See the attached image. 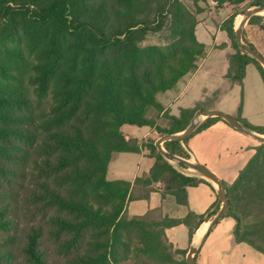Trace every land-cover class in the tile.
I'll use <instances>...</instances> for the list:
<instances>
[{"label": "trees", "instance_id": "trees-1", "mask_svg": "<svg viewBox=\"0 0 264 264\" xmlns=\"http://www.w3.org/2000/svg\"><path fill=\"white\" fill-rule=\"evenodd\" d=\"M194 1L195 12L186 9L182 0H0V77H13L12 82L0 78V182L7 175V163L19 153L17 140L34 137L30 124L45 129L43 143L53 155L42 164L50 180L32 194L35 212L46 228L32 224L13 234L14 220L7 217L6 207L0 208V230L7 232L0 237V264H56L45 239L53 240L57 253L70 264H188L186 257H175L188 249L174 248L164 229L185 224L191 239L196 226L213 217L219 205L207 216L190 210L184 217L164 216L157 222L128 217L125 207L132 183L110 180L107 172L114 152L148 148L154 164L135 183L161 181L162 195L173 194L178 203L188 205L187 187L209 182L176 168L158 150L156 140L141 144L122 131L125 123L154 126L155 120L147 116L153 107L170 121L165 128L157 126L160 133L180 132L200 108L183 107L179 115H172L157 99L159 92L172 89L194 72L206 53L196 27L204 11L199 5L205 7L209 0ZM213 1L218 6H236L246 0ZM236 15L230 14L222 25L236 48L229 56L226 76L242 84L246 66L253 62L264 80L263 65L242 53L237 44ZM256 18L261 16L253 15L249 23ZM164 30L165 44L143 43L150 34ZM27 81L49 96L40 104L38 122L20 112L28 100L17 85ZM237 118L264 133V126ZM218 119L226 121L208 117L194 133ZM190 136L166 140L164 148L189 159ZM226 185L230 207L224 216L235 220V240L264 254V245L250 236L256 232L242 224L251 207L258 206L264 213V142L258 143L236 179Z\"/></svg>", "mask_w": 264, "mask_h": 264}, {"label": "rangeland", "instance_id": "rangeland-1", "mask_svg": "<svg viewBox=\"0 0 264 264\" xmlns=\"http://www.w3.org/2000/svg\"><path fill=\"white\" fill-rule=\"evenodd\" d=\"M212 0H209V2ZM264 3V0H261ZM184 7L189 11H196V3L194 0H182ZM207 3L203 8V13L198 15L199 21L205 22L197 27L198 38L206 44V53L199 61L201 66L198 72L192 77L190 84L186 87L183 95L178 102L172 106L173 113H178L179 105L192 106L197 101L201 100L202 107L205 109H219L228 114L236 116L238 114V106L243 100L245 106L242 113L243 118L250 123H259L264 125V81L255 63L251 62L246 67V74L243 83L233 82L226 76L229 70V56L236 51L233 45L232 38L222 29L226 18L234 12H237L234 21V28L239 24L243 18L242 12L250 7H253L260 0H246L239 5H231L229 3L223 6H218L216 2ZM210 11L212 13H210ZM240 14L242 16H240ZM261 18H256L253 22L246 23L243 29L244 41L248 44H252L263 56H264V12L257 14ZM221 28V29H218ZM218 29V30H217ZM167 31H161L158 33L150 34L146 40V43H160L165 44L167 42ZM191 74L184 76L175 87L167 91L159 92L157 99L159 101H165L166 98H171L176 93L178 86H183L184 82L188 80ZM2 80L12 82L13 77L10 75L5 76ZM22 94L27 98L28 103L24 105L20 112L27 116H32L39 121V113L41 112L40 104L44 105L48 99V95H45L42 91L36 88L31 82H25L24 84L17 85ZM45 96H44V95ZM147 116L155 120V129L157 126L165 128L169 126L170 121L168 117L158 114V111L153 107H150L147 111ZM202 118L205 119L203 116ZM253 123V124H254ZM37 126V125H36ZM31 130L35 133L31 141H18L20 145L18 155L7 163L8 171L5 178L0 182V208L6 207L7 217L14 220L11 227L13 234H20L22 231L28 229L32 224H42L44 229L46 225L43 222L42 217L35 212L36 202L33 201V195L36 194L43 181L50 180V177L44 173L43 162L45 158L52 157L51 153L47 152L45 144L46 131L45 129L35 128L30 124ZM148 129L147 126H137L134 124L125 123L122 126V130L126 133H134L138 136ZM159 130L156 132L155 137L148 136L143 140H138L139 143H149L151 140H156L161 136ZM260 142V141H259ZM164 146V145H163ZM148 152L149 149L145 148ZM128 152H114L112 160L110 162V174L109 178L113 179L117 174V168L124 161V166L127 170L130 167L135 166V159L133 156L128 155ZM130 156V157H129ZM190 159V158H189ZM176 165V161H171ZM143 167V165H142ZM181 169H188V167L182 166ZM188 172V171H185ZM138 192H132L131 198L135 197ZM127 203V202H126ZM219 208L221 203L218 204ZM125 214L131 217V211L129 210ZM137 215V214H136ZM147 222L161 221L163 217H159L158 214H149L143 216ZM210 217L207 223H210ZM264 218V213L260 211V207H251L247 214L243 215L242 224L243 228L256 232L251 234V238L257 244L264 245V237H260V220ZM16 220V221H15ZM180 230L178 239L180 243L187 241V231L185 227ZM204 229V228H203ZM7 234L0 230V237ZM23 235V234H22ZM44 243L48 246L51 260L56 264H70V260L67 257H63L58 254L53 240L45 239ZM187 254V253H186ZM185 255L177 254L176 258L181 259L186 257ZM128 262H132L131 260Z\"/></svg>", "mask_w": 264, "mask_h": 264}, {"label": "crops", "instance_id": "crops-1", "mask_svg": "<svg viewBox=\"0 0 264 264\" xmlns=\"http://www.w3.org/2000/svg\"><path fill=\"white\" fill-rule=\"evenodd\" d=\"M212 2L215 1L212 0L209 3ZM210 13L212 12L210 11ZM201 23L202 25L205 24V22L203 23L200 21L197 27ZM200 66L201 62L199 61L197 69L194 72L188 73L191 74V76L184 82L183 86H178L176 93L173 94L171 98H166L165 101H159L163 104L165 110H168L170 114L179 115L180 109L183 107L191 108L199 105V109H204L201 105L202 101L199 100L192 106L179 105L178 113H173L172 111L173 104L179 101L186 87L190 84L192 77L198 72ZM241 102L242 110L240 112L239 106ZM241 102L238 106V114L235 117L240 116L243 118L242 113L244 112L245 106L243 105V100H241ZM254 125L260 124L256 122ZM145 126H147L148 129L142 134V136L122 131L127 138L134 137L138 140H143L148 136L155 137L157 132L155 126ZM257 133L264 135V133ZM258 143L259 140L257 138L239 131L224 120L218 119L209 127L190 136L186 143V147L191 156L189 160L205 164L220 179L230 184L236 179L240 170L254 154L255 147ZM120 152H128L127 154L130 156L135 155L133 156L135 159V166L130 167V169L127 170L123 161L117 168V174L115 177L110 179L109 172L111 159L108 165L107 178L110 180H128L132 183V192H138L135 197H132L126 203L125 211L127 213L130 210L132 214L130 216L158 214L159 217L169 216L172 218H181L184 217L190 210L198 214L204 213L205 216H207V214L219 204L216 184L206 178L205 179L209 182L202 181L197 185L187 187L188 205L178 203L173 194L162 195L161 190L164 187V183L161 181L146 184L142 180L135 183V180L138 177L148 174L154 164V158L148 154L146 149H142L138 152ZM206 224L207 220H203L198 226H196L191 239L189 237V229L185 224L169 226L166 227L164 231L168 241L173 244L174 248L189 249L192 243L200 241L208 227L206 226L205 229ZM182 227H185L187 231V241L185 243H180L178 239V234L180 230L183 229ZM234 227L235 220L232 217H222L208 233L196 253L197 262L199 264H264V254L262 252L246 242H237L235 240Z\"/></svg>", "mask_w": 264, "mask_h": 264}, {"label": "water", "instance_id": "water-1", "mask_svg": "<svg viewBox=\"0 0 264 264\" xmlns=\"http://www.w3.org/2000/svg\"><path fill=\"white\" fill-rule=\"evenodd\" d=\"M262 12H264V3L254 5L253 7H250L247 10L243 11L242 12L243 18L239 22V24L236 26L235 34H236V41H237V44L241 52L254 57L264 67V56L255 47L251 46L250 44L246 43L243 40V29L246 23L249 21V19L253 15L261 14ZM203 116L205 117V119L211 116H219L225 119L231 126L238 129L239 131L257 138L260 142H264V135L259 134L256 131L250 129L237 117L231 114H228L219 109H210V110L197 109L190 123L186 126L184 130L180 132H176V133H164L156 139L155 145L158 148V150L169 161H176L177 163L175 166L180 171H182L185 174L201 176L217 184L216 187H217L218 202L221 203V206L218 209L217 213L210 220V223L205 233L201 237L200 241L192 243L190 245L187 251V254H186V260L188 264H199L194 256L198 252L199 248L201 247L208 233L218 223V221L222 217H224V215L228 212L229 207H230V199L228 197L226 183L222 179H220L208 166H206L205 164L201 162L191 161L189 159H185L179 155H176V154H173L167 151L163 146V142L166 140L183 141L186 137L193 134L197 130V128L200 126V124L205 120L204 118H202ZM181 163L186 165L188 169H192V170L181 169L182 167ZM185 171H188V172H185Z\"/></svg>", "mask_w": 264, "mask_h": 264}, {"label": "bare ground", "instance_id": "bare-ground-1", "mask_svg": "<svg viewBox=\"0 0 264 264\" xmlns=\"http://www.w3.org/2000/svg\"><path fill=\"white\" fill-rule=\"evenodd\" d=\"M240 16H242L241 14H240ZM216 184V183H215ZM217 185V184H216ZM209 224H207V226H208ZM205 229H206V227H205ZM205 233V232H204Z\"/></svg>", "mask_w": 264, "mask_h": 264}]
</instances>
